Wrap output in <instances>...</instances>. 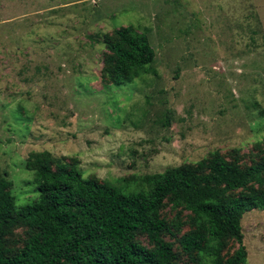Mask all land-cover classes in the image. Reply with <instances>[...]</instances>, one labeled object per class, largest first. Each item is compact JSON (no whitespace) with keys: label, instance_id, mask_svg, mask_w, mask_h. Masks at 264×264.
Segmentation results:
<instances>
[{"label":"rangeland","instance_id":"1","mask_svg":"<svg viewBox=\"0 0 264 264\" xmlns=\"http://www.w3.org/2000/svg\"><path fill=\"white\" fill-rule=\"evenodd\" d=\"M130 24L147 33L154 72L106 84L105 38ZM263 149L264 0H0V166L18 207L39 194L33 151L103 181L216 150L247 165ZM176 212L167 200L169 223ZM242 225L249 264H264V209ZM189 228L167 237L183 264L192 263L178 238ZM26 231L16 227L9 245L22 246Z\"/></svg>","mask_w":264,"mask_h":264},{"label":"trees","instance_id":"2","mask_svg":"<svg viewBox=\"0 0 264 264\" xmlns=\"http://www.w3.org/2000/svg\"><path fill=\"white\" fill-rule=\"evenodd\" d=\"M105 43L104 83L123 85L154 72L155 52L137 26L116 28ZM27 167L39 194L18 207L0 166V264H183L167 237L186 224L178 243L192 264H249L242 219L264 209V149L247 165L216 150L135 180L86 177L48 150L31 152ZM167 200L177 210L171 223L162 214ZM21 225L27 237L12 247L8 236ZM231 240L238 246L227 253Z\"/></svg>","mask_w":264,"mask_h":264}]
</instances>
